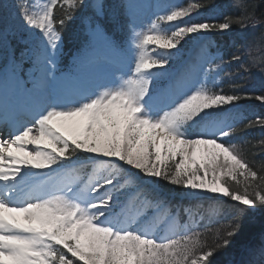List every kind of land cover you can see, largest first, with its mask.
I'll use <instances>...</instances> for the list:
<instances>
[{
	"label": "snow or ice",
	"instance_id": "1",
	"mask_svg": "<svg viewBox=\"0 0 264 264\" xmlns=\"http://www.w3.org/2000/svg\"><path fill=\"white\" fill-rule=\"evenodd\" d=\"M205 7L153 11L142 31V0L0 3V264H212L232 244L239 218L209 242L207 229L160 215V181L196 199L264 207V171L231 141L234 118L225 116L241 100L264 103V94L213 91L208 74L220 57L204 46L174 71L188 39L252 18L192 21ZM77 17L74 39L82 42L62 70L59 29ZM184 17L175 30L160 28ZM256 126L264 118L244 125ZM141 197L143 207L129 215ZM246 251L251 258L239 264H264V240Z\"/></svg>",
	"mask_w": 264,
	"mask_h": 264
},
{
	"label": "trees",
	"instance_id": "2",
	"mask_svg": "<svg viewBox=\"0 0 264 264\" xmlns=\"http://www.w3.org/2000/svg\"><path fill=\"white\" fill-rule=\"evenodd\" d=\"M6 1L9 4L17 2V0H0V3H7ZM20 2L32 3L26 0H20ZM190 3L207 5L198 14H192L191 20L194 22L204 19L222 20L225 16L235 19L252 13V18L245 21L246 26L233 24L230 34L216 33V36L219 37L217 38L218 48H216V51L221 52V54L217 56L220 59L216 60L218 67L214 73L218 76L219 84L211 88H213V91L222 90L225 94H238L240 92H254L256 95L264 94V91H257L261 85L264 87V0H182V4L179 7H187ZM55 15L60 18L63 15L62 10L57 8ZM182 21L187 22L188 19L179 20V22ZM169 23L172 22H162L161 25L165 28ZM172 25L174 24L172 23ZM77 29L79 32L81 31L78 17L72 21H67L64 27L59 30L65 37V41L69 42L74 39ZM81 42L82 39H74L71 45L74 48ZM190 42L191 39H188L184 47H187ZM245 52H249L250 55L245 54ZM233 55L239 56L240 60L232 61L231 57ZM253 61L258 62L262 67V77L251 74L249 68ZM255 81L257 82L255 83ZM247 101L262 103L256 99L241 100L236 110L242 112L243 105H245L244 102ZM246 105L245 109H253L254 111V115L248 120L256 117L264 118V106ZM258 110L261 112L259 113ZM240 116L233 120L235 123V134L230 139L241 148V151L254 166L255 170L258 172L264 171V143H261L264 141V128L256 126L245 129V124L242 121L239 122ZM159 183L167 184L170 188L173 186L165 181H160ZM176 188L180 189L177 186ZM198 203L203 205V209L207 212L203 225L197 230L204 231L207 229L206 235L209 242L213 239L216 229L227 225L234 217L239 218L240 230L233 238L232 244L217 254L213 258L212 264H228L229 258L237 256L242 246L247 243H249L248 247H260L261 241L264 240V207L249 210L230 199L226 201L214 199V201H199ZM252 237L253 239L250 243ZM250 258L246 250L240 256L241 260Z\"/></svg>",
	"mask_w": 264,
	"mask_h": 264
},
{
	"label": "bare ground",
	"instance_id": "3",
	"mask_svg": "<svg viewBox=\"0 0 264 264\" xmlns=\"http://www.w3.org/2000/svg\"><path fill=\"white\" fill-rule=\"evenodd\" d=\"M230 32V30H229ZM245 54H249V52H245ZM251 67L249 68L250 69V72L251 74L255 75V76H258V77H262L263 75V71H262V67L258 64V62H251ZM257 81H255L256 83ZM258 92H263L264 91V87L263 85L260 86L259 89H257ZM245 105H243L244 107L242 108V112H240L239 110H230V116H232L234 119L237 118L238 116H240V119H239V122L242 121L244 124H246L248 122V119L251 118L252 115H254V111L253 109H245V107H247L246 104L248 105H251V106H264V103H253V102H250V101H247V102H244ZM257 107V106H256ZM258 109V108H257ZM258 112L260 113L261 111L258 110ZM259 115V114H258ZM164 209H162L160 211V215L162 216V214L164 213Z\"/></svg>",
	"mask_w": 264,
	"mask_h": 264
},
{
	"label": "rangeland",
	"instance_id": "4",
	"mask_svg": "<svg viewBox=\"0 0 264 264\" xmlns=\"http://www.w3.org/2000/svg\"><path fill=\"white\" fill-rule=\"evenodd\" d=\"M6 2L8 3V1H6ZM191 16H192V15H191ZM186 18H188V17L178 18V20H183V19H186ZM230 33H231V31H230ZM213 81H214V80H213ZM177 159H178V158H177ZM159 184L162 185V184H164V183H159ZM165 186L168 187L167 184H165ZM169 187H170V186H169ZM174 187H176V186L173 185L172 188H174ZM222 197H224V196H222ZM183 204L187 205V202L183 201ZM168 208H169V207H168V200H167V204H166V205H162L160 209L167 210V212H168ZM244 247H245V246H244ZM244 247H243V248H244ZM243 248H242V250H243ZM234 259H235V256H234V257L231 256V257L229 258V260H228L229 264L232 263V261H234ZM235 264H239V260H238V262H236Z\"/></svg>",
	"mask_w": 264,
	"mask_h": 264
},
{
	"label": "water",
	"instance_id": "5",
	"mask_svg": "<svg viewBox=\"0 0 264 264\" xmlns=\"http://www.w3.org/2000/svg\"><path fill=\"white\" fill-rule=\"evenodd\" d=\"M253 237H254V236H253ZM253 237L251 238L250 243H251ZM244 246H245V247H244ZM244 246H242V248L244 247L243 250H242V248H241L239 254H238L237 256H235V259H234V261H232V263H236V261L239 259V257L243 254V252H244V251L246 250V248L249 246V243L245 244ZM232 263H231V264H232ZM228 264H229V263H228Z\"/></svg>",
	"mask_w": 264,
	"mask_h": 264
}]
</instances>
